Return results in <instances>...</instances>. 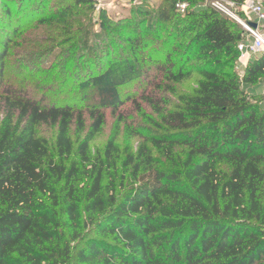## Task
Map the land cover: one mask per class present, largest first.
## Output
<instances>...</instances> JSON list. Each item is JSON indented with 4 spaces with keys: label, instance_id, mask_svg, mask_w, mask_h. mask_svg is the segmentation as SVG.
Instances as JSON below:
<instances>
[{
    "label": "trees",
    "instance_id": "1",
    "mask_svg": "<svg viewBox=\"0 0 264 264\" xmlns=\"http://www.w3.org/2000/svg\"><path fill=\"white\" fill-rule=\"evenodd\" d=\"M160 2L155 22L171 26L174 50L155 61L143 97L156 132L120 164L136 179L120 196L115 182L123 185L125 173L115 138L102 153L90 145L106 112L122 108L120 87L145 75L147 44L127 37L120 62L113 51L101 54L91 45L106 41L91 33L92 0H15L14 7L0 0V33L15 25L17 34L25 23L15 45L26 57L38 56L47 38L54 60L77 70L82 61H107L102 72L72 75L76 96L68 103L46 102L47 80L34 88L0 84V264H264V100L243 90L264 82V53L239 74L244 30L204 0ZM178 3L188 5L184 15ZM194 75L195 89L179 91Z\"/></svg>",
    "mask_w": 264,
    "mask_h": 264
},
{
    "label": "rangeland",
    "instance_id": "2",
    "mask_svg": "<svg viewBox=\"0 0 264 264\" xmlns=\"http://www.w3.org/2000/svg\"><path fill=\"white\" fill-rule=\"evenodd\" d=\"M17 1V0H16ZM223 2L227 10L236 15L241 21L249 20L239 7H236L229 0H220ZM13 2V4H12ZM15 0H10V5L14 7ZM51 6L54 0H48ZM160 0L155 2L152 6H145L135 4L131 1L123 0L119 3L109 4L101 9L94 8L90 11V18L92 20V30L91 33L96 38L105 37L106 41L100 42L94 39L91 42L92 46H98V50L106 56L107 51H113L111 53V58L120 62L126 56H128V46L125 41L127 37H132L133 39L139 38L142 42L147 44L146 48L143 49L141 55H146L150 57L145 65V75H143L139 80L128 83L120 87L121 100L123 102L122 108L115 114H111L109 111L106 112V121L103 129L99 135L95 137L90 145L91 153L94 155L96 152L102 153L105 149L107 142L111 138H115L116 144L120 152L119 160V175L121 172L125 173L123 185L117 178L115 182V190L117 194L123 196L134 189L136 186V179L132 175L130 168L123 169L120 164L125 160L127 153L136 154L137 148L140 143H142L143 138L155 135L153 129L149 125V119L153 118L150 109L144 103V93L149 92V80L155 74V61L160 56L166 53L172 52L173 49V39L174 35L170 36V25L156 24L155 13L160 6ZM208 3L204 1V6ZM140 10H148L149 16L143 19V15L138 12ZM103 20L104 28H100V22ZM237 26L242 30L243 28L233 19ZM251 21L253 19L251 18ZM14 23L16 21L14 20ZM22 23V22H21ZM25 23L19 24V33L14 34L13 30L15 25L6 28V34L4 32L0 33V52L5 41H10L7 50L5 51V58L3 59L2 73L0 76V84H7L14 88H24V87H35L36 81L39 82V86L45 85L43 81L47 80V88H50V93L47 94L45 99L47 103H68L71 101L73 96H76V83L72 75L78 73V76H83L89 72L99 73L107 69V61L98 58L91 64L80 63V68L70 67L65 64L63 60L55 61L53 52L49 53L52 46L51 43L44 42L45 39L41 41L39 39V45L42 48H37L38 56L34 58H28L25 56L22 49L15 45V42H19L21 37L25 35L28 31L24 28ZM145 27H150L153 33L145 32ZM0 28L4 29V24L0 25ZM34 35L29 37L28 34L25 40L32 41ZM245 42L248 38H244ZM32 43V42H31ZM26 45V44H25ZM32 46V44L28 43ZM38 45V46H39ZM98 51V54H100ZM178 53L173 52V58H177ZM255 57V56H253ZM252 58V57H251ZM250 58V59H251ZM52 68V65L54 64ZM247 63H235V71L241 74L242 68L247 67ZM82 68V69H81ZM63 70L65 75L57 76V71ZM43 74V75H42ZM199 79L197 75H194L192 79L182 83L178 86V90L182 93H191L195 87L196 82ZM46 86V85H45ZM243 90L250 97H255L257 100L263 99L262 92L264 90V82L255 87L244 86ZM172 100L174 97L170 96ZM121 117V121L118 119ZM45 137L51 138L53 132L49 129L43 131ZM137 135L140 137H137ZM153 156L156 157L155 152Z\"/></svg>",
    "mask_w": 264,
    "mask_h": 264
},
{
    "label": "built area",
    "instance_id": "3",
    "mask_svg": "<svg viewBox=\"0 0 264 264\" xmlns=\"http://www.w3.org/2000/svg\"><path fill=\"white\" fill-rule=\"evenodd\" d=\"M123 0H92L96 9L104 8L109 4L119 3ZM135 4L153 5L159 0H127ZM214 10L220 12L224 16L235 20L243 28L248 38L247 42H242L238 45L239 63H247L251 57L264 53V0H245V2L239 7L245 17L249 20L241 21L236 15L231 14L222 1L220 0H204ZM178 14L184 15L188 9L186 3H178L175 6ZM251 18L253 21H251ZM250 24H256V28L253 29ZM264 96V90L262 92Z\"/></svg>",
    "mask_w": 264,
    "mask_h": 264
},
{
    "label": "water",
    "instance_id": "4",
    "mask_svg": "<svg viewBox=\"0 0 264 264\" xmlns=\"http://www.w3.org/2000/svg\"><path fill=\"white\" fill-rule=\"evenodd\" d=\"M250 26L255 29L256 28V24H250Z\"/></svg>",
    "mask_w": 264,
    "mask_h": 264
},
{
    "label": "crops",
    "instance_id": "5",
    "mask_svg": "<svg viewBox=\"0 0 264 264\" xmlns=\"http://www.w3.org/2000/svg\"><path fill=\"white\" fill-rule=\"evenodd\" d=\"M245 68H246L245 66L242 68L241 74H243V72H244Z\"/></svg>",
    "mask_w": 264,
    "mask_h": 264
}]
</instances>
